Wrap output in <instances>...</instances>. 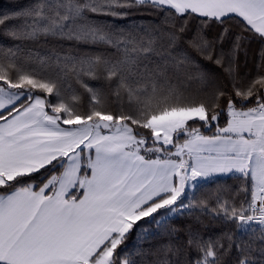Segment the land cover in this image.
I'll use <instances>...</instances> for the list:
<instances>
[{
	"label": "snow or ice",
	"instance_id": "1",
	"mask_svg": "<svg viewBox=\"0 0 264 264\" xmlns=\"http://www.w3.org/2000/svg\"><path fill=\"white\" fill-rule=\"evenodd\" d=\"M0 264H264V0L0 6Z\"/></svg>",
	"mask_w": 264,
	"mask_h": 264
},
{
	"label": "trees",
	"instance_id": "2",
	"mask_svg": "<svg viewBox=\"0 0 264 264\" xmlns=\"http://www.w3.org/2000/svg\"><path fill=\"white\" fill-rule=\"evenodd\" d=\"M9 4V0H0V6H2L3 9H6Z\"/></svg>",
	"mask_w": 264,
	"mask_h": 264
}]
</instances>
